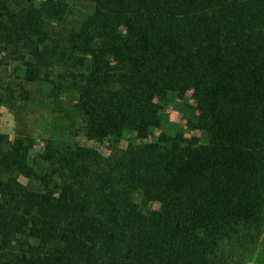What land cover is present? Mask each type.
<instances>
[{
    "label": "trees",
    "instance_id": "1",
    "mask_svg": "<svg viewBox=\"0 0 264 264\" xmlns=\"http://www.w3.org/2000/svg\"><path fill=\"white\" fill-rule=\"evenodd\" d=\"M10 62L0 105L45 125L0 132V264H219L262 231L264 0H0ZM187 94L205 142L163 129Z\"/></svg>",
    "mask_w": 264,
    "mask_h": 264
},
{
    "label": "rangeland",
    "instance_id": "2",
    "mask_svg": "<svg viewBox=\"0 0 264 264\" xmlns=\"http://www.w3.org/2000/svg\"><path fill=\"white\" fill-rule=\"evenodd\" d=\"M16 65V62H10L6 67V71H1L0 79L2 83H8V81H13L14 84L21 83V80L14 73ZM16 74L20 76L21 71L18 70ZM189 99L190 94H187L185 97L173 95L168 102L162 105L163 129L167 134L172 136L181 133L186 138L195 137L200 142H205L206 136L203 132L188 129V120L192 118L190 109L187 107ZM191 103L189 104L190 106ZM15 111L20 113L18 106ZM43 112L42 109L39 107L37 109L36 106L23 109L20 119L9 108L0 105V132L8 135L13 140L17 136V129L21 130L25 125L24 128H27L29 133L38 137L43 133V126L45 125V120L42 116ZM105 133L103 127L96 126L92 130L91 136L86 138L79 134L76 139L80 144L95 147L101 153L106 154L103 140L106 136ZM156 136L157 132L154 131L152 139ZM126 141L127 139L123 140L120 146H125ZM21 181L25 183L23 178ZM218 251L220 257L219 264H264V225L262 231L258 234H251L247 238L241 236L224 241Z\"/></svg>",
    "mask_w": 264,
    "mask_h": 264
}]
</instances>
